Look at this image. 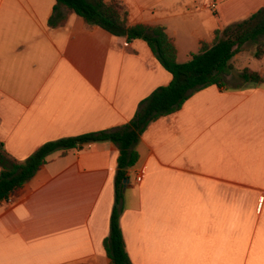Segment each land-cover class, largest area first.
Segmentation results:
<instances>
[{
    "label": "crops",
    "instance_id": "0c3cea01",
    "mask_svg": "<svg viewBox=\"0 0 264 264\" xmlns=\"http://www.w3.org/2000/svg\"><path fill=\"white\" fill-rule=\"evenodd\" d=\"M120 1L130 26L166 28L180 64L264 8V0ZM55 5L0 0V142L20 161L48 142L128 124L172 81L143 40L129 43L76 14L49 27ZM256 61L264 76V59ZM240 72L141 136L121 215L133 264H264V85L243 84ZM119 154L102 141L49 155L0 203V264H112L104 241Z\"/></svg>",
    "mask_w": 264,
    "mask_h": 264
},
{
    "label": "trees",
    "instance_id": "16d2710c",
    "mask_svg": "<svg viewBox=\"0 0 264 264\" xmlns=\"http://www.w3.org/2000/svg\"><path fill=\"white\" fill-rule=\"evenodd\" d=\"M72 14L81 17L88 27H100L113 36L125 37L129 43L145 41L162 67L172 75V81L145 98L133 119L124 126L48 142L23 161L14 158L0 142V203L17 195L47 164V158L52 153L110 141L118 147L120 154L115 180V205L110 234L104 241V247L112 264H133L126 250L121 215L128 172L140 160L136 147L141 136L153 122L178 112L201 90L210 86L226 88L228 78L235 75L233 60L238 54L252 52L256 60L264 59V8L244 21L217 30L213 42H201L199 52L184 64L177 61L178 50L166 28L130 26L129 11L120 0H95L93 3L89 0H56L49 27L66 25ZM238 77L245 85H264V76L250 68L241 71Z\"/></svg>",
    "mask_w": 264,
    "mask_h": 264
},
{
    "label": "rangeland",
    "instance_id": "374dc122",
    "mask_svg": "<svg viewBox=\"0 0 264 264\" xmlns=\"http://www.w3.org/2000/svg\"><path fill=\"white\" fill-rule=\"evenodd\" d=\"M123 3V2H122ZM124 4V3H123ZM127 8V7H126ZM128 9V8H127ZM129 11V9H128ZM244 61L235 65V70L242 71L245 68H251L254 69L257 67L258 62L255 60V58L252 56V53H244L243 54Z\"/></svg>",
    "mask_w": 264,
    "mask_h": 264
},
{
    "label": "built area",
    "instance_id": "2783aa9c",
    "mask_svg": "<svg viewBox=\"0 0 264 264\" xmlns=\"http://www.w3.org/2000/svg\"><path fill=\"white\" fill-rule=\"evenodd\" d=\"M143 177H144L143 175H138L137 178H136V182L137 183H141L142 180H143ZM8 202H11V198L8 199Z\"/></svg>",
    "mask_w": 264,
    "mask_h": 264
},
{
    "label": "water",
    "instance_id": "95a60500",
    "mask_svg": "<svg viewBox=\"0 0 264 264\" xmlns=\"http://www.w3.org/2000/svg\"><path fill=\"white\" fill-rule=\"evenodd\" d=\"M129 179H127L126 181H125V185L127 184V183H129ZM126 187V186H125ZM126 189V188H125ZM125 189H124V191H125Z\"/></svg>",
    "mask_w": 264,
    "mask_h": 264
}]
</instances>
